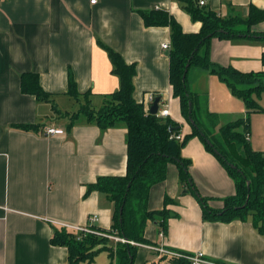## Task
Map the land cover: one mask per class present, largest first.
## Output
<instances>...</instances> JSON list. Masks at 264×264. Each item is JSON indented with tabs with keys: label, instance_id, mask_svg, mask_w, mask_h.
Segmentation results:
<instances>
[{
	"label": "crops",
	"instance_id": "0c3cea01",
	"mask_svg": "<svg viewBox=\"0 0 264 264\" xmlns=\"http://www.w3.org/2000/svg\"><path fill=\"white\" fill-rule=\"evenodd\" d=\"M250 6L264 10V0H211L207 5L221 17H246ZM151 10L168 13L183 33L200 29L201 24L191 21L178 0H99L94 5L90 0H0V264L67 263V249L50 243L59 224L110 229L112 203L103 193H87V187L99 177L125 175L126 130L116 126L102 131L82 116L69 127V118L61 116L79 109L67 94L69 76L77 93L89 95L93 109L118 91L119 78L102 45L135 66L137 103L143 104L146 94L156 95L158 109H168L166 118L184 125L169 85L168 53L162 50L164 44L170 48V31L145 27L140 12ZM252 31L264 33V21ZM262 53L264 40L213 39L209 44L213 63L241 72L262 70ZM23 73L38 76L51 103L21 93ZM188 85L205 97L209 112L230 121L244 116L243 102L216 76L192 69ZM17 125L41 128L24 131ZM46 128L64 133L46 136ZM182 133H190V127ZM250 136L253 150L264 152ZM181 154L191 162L190 175L200 195L210 199L211 208L220 209L221 200L235 192L232 179L196 137ZM183 192L178 170L170 164L166 178L151 188L148 199L150 211L162 209L165 197L174 201L166 207L171 211L167 232L160 237L156 225L148 222L144 236L151 249L138 246L133 264H170L160 248L202 253L225 264H264V236L249 219L204 220L198 201ZM80 264H110V260L101 252L92 263Z\"/></svg>",
	"mask_w": 264,
	"mask_h": 264
},
{
	"label": "trees",
	"instance_id": "16d2710c",
	"mask_svg": "<svg viewBox=\"0 0 264 264\" xmlns=\"http://www.w3.org/2000/svg\"><path fill=\"white\" fill-rule=\"evenodd\" d=\"M178 1L191 21L201 24L197 33H183L180 25L163 10L140 12V16L145 27L169 28L168 80L172 97L178 99L181 116L190 127V133L184 135L182 126L169 118L147 113L143 104L133 99L135 66L127 65L118 53L102 44L110 59L112 72L119 78L118 91L105 96L102 106L93 109L89 95L77 93L69 76L67 94L79 103L76 113L61 114L69 118V127L82 116L102 131L116 126H123L126 130L125 175L99 177L88 185L87 193H103L113 205L110 229L101 232L116 235L129 243L111 245L106 238L83 235L58 226L50 243L67 249L65 264L92 263L101 252L107 253L110 264H133L137 245H150L144 236L148 222L154 223L158 233L164 236L171 215L166 207L174 201L165 197L162 209L150 211L148 199L151 188L166 178L170 164L178 170L182 192L191 194L198 201L204 220L230 222L249 219L253 228L264 236V152L253 150L249 142L251 115L264 113L260 105L264 96V53L261 55L263 69L256 72H241L232 66H220L213 63L209 56V44L213 39L264 40V33L252 31L253 26L264 21V10L250 6L246 17H221L207 6H198L197 0ZM192 69L220 79L231 95L243 102L244 116L220 125V115L208 111L205 97L189 89L188 74ZM19 83L22 94L51 103L36 74H21ZM52 107L58 113L54 105ZM15 127L24 131L41 128L35 125ZM172 135H181L182 138L176 140L170 138ZM194 137L200 140L206 152L215 157L234 183V194L221 200L220 209L211 208L210 199L200 195L190 175L191 162L182 157V149ZM164 258L170 264H189L184 259Z\"/></svg>",
	"mask_w": 264,
	"mask_h": 264
},
{
	"label": "built area",
	"instance_id": "2783aa9c",
	"mask_svg": "<svg viewBox=\"0 0 264 264\" xmlns=\"http://www.w3.org/2000/svg\"><path fill=\"white\" fill-rule=\"evenodd\" d=\"M99 0H90V4L94 5L98 2ZM211 0H197L198 6L200 7H205L208 5V3ZM169 46L164 44L162 45V50L168 51ZM156 95L153 94H146L145 96V101L143 103L144 109L147 113H149L150 111V106L152 105L153 101L155 100ZM159 104V103H158ZM157 117L159 118H166L168 117L169 113H168V109L167 107H163L162 109H158L157 113L155 114ZM64 133V131L62 129H55V128H46L43 131V134L46 136H53V135H62ZM170 138H175L176 140H181V135H172ZM94 221H96V218L93 219ZM58 226L63 227L69 231H74L76 233L79 234H83V235H94L97 237H101V238H106L109 241L113 242V243H129L128 241H126L125 239L119 238L116 235H109L103 232H100L98 230L95 229H91L89 227H73V226H69L66 224H59ZM160 237L162 236V233L159 234ZM79 239V238H78ZM130 244H133L130 242ZM137 246H143L146 247L148 249H151L149 246L146 245H137ZM159 252L166 254L167 256L170 257H174V258H179V259H184L186 260L189 264H225V263H221L212 259H209L207 257H205L202 253H195V254H184V253H180V252H175V251H168V250H164L163 248L158 249Z\"/></svg>",
	"mask_w": 264,
	"mask_h": 264
},
{
	"label": "rangeland",
	"instance_id": "374dc122",
	"mask_svg": "<svg viewBox=\"0 0 264 264\" xmlns=\"http://www.w3.org/2000/svg\"><path fill=\"white\" fill-rule=\"evenodd\" d=\"M203 100H204V98H203ZM260 105L264 108V96L262 97V99L260 101ZM230 120L231 119H229V117H227V116H220L219 124L220 125L225 124ZM186 127H189V126L184 121V125L182 126V129L184 128V130H185ZM215 132H217V130H215ZM214 134H216V133H214ZM250 140L251 141L253 140V143L255 146H258L259 148H264V113H257V114H254L253 116H251ZM252 146L253 145H251V147ZM261 150H263V149H261Z\"/></svg>",
	"mask_w": 264,
	"mask_h": 264
},
{
	"label": "water",
	"instance_id": "95a60500",
	"mask_svg": "<svg viewBox=\"0 0 264 264\" xmlns=\"http://www.w3.org/2000/svg\"><path fill=\"white\" fill-rule=\"evenodd\" d=\"M160 102V97H156L155 100L153 101L152 105L150 106V111L149 113L151 115H155L158 111V103ZM121 212V209H120Z\"/></svg>",
	"mask_w": 264,
	"mask_h": 264
}]
</instances>
